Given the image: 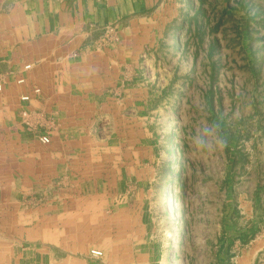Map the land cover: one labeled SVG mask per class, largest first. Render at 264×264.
Listing matches in <instances>:
<instances>
[{
  "label": "crops",
  "instance_id": "0c3cea01",
  "mask_svg": "<svg viewBox=\"0 0 264 264\" xmlns=\"http://www.w3.org/2000/svg\"><path fill=\"white\" fill-rule=\"evenodd\" d=\"M180 20L169 0H7L0 11V77L7 76L0 122L15 139L0 156V264L144 263L153 241L149 224L139 222L146 215L137 191L140 138L148 134L138 114L146 102L141 53L149 46L151 57L169 59L179 48L183 60ZM112 27L114 38L102 43ZM168 67L159 72H174ZM24 94L31 100L22 102ZM21 105L55 121L44 129L51 143L17 122ZM257 214L242 228L222 210L217 252L258 240ZM254 246L245 264H264L256 262L264 240ZM244 252L230 262L243 264Z\"/></svg>",
  "mask_w": 264,
  "mask_h": 264
},
{
  "label": "rangeland",
  "instance_id": "374dc122",
  "mask_svg": "<svg viewBox=\"0 0 264 264\" xmlns=\"http://www.w3.org/2000/svg\"><path fill=\"white\" fill-rule=\"evenodd\" d=\"M6 5L0 0V11ZM169 5L181 19L176 28H185L183 60L176 58L179 48L169 59L151 57L149 46L141 53L145 88L140 95L146 102L138 114L148 134L140 138L137 191L146 215L139 222L149 224L145 234L153 241L143 264H216L220 257L232 264V255L240 259L243 248L247 255L264 240V0H169ZM167 12L171 15L170 8ZM167 65L174 72H159ZM6 77H0L2 83ZM24 108L15 111L17 122L38 135L26 126ZM36 116L35 121L43 118V131L55 123L45 120L46 114ZM213 122L221 125L227 146L196 151L192 137ZM14 139L0 122V156ZM222 210L242 228L257 212L259 239L245 246L236 241L233 252H217ZM248 261V255L242 259ZM259 261L264 262V248Z\"/></svg>",
  "mask_w": 264,
  "mask_h": 264
},
{
  "label": "built area",
  "instance_id": "2783aa9c",
  "mask_svg": "<svg viewBox=\"0 0 264 264\" xmlns=\"http://www.w3.org/2000/svg\"><path fill=\"white\" fill-rule=\"evenodd\" d=\"M114 38V28H108L105 32V34L103 35V37L101 38V42L102 43H106L108 41H110V39L112 40ZM146 55V54H145ZM32 67V64H26L25 65V69H30ZM18 83H24L25 82V78L21 77L18 80ZM3 90V83L0 80V91ZM34 93L35 94H39L41 93V89L39 87H35L34 89ZM31 100V95L30 94H24L21 96V101L22 102H28ZM23 119L24 122L26 123V126L30 129L36 130L38 132V139L40 142L47 144L51 142V136L50 134H48V132L43 131L44 128V123L41 121H35L34 120V115H39L36 116L38 119H40V117H42V115H45V113H34L31 110L24 108L23 110ZM91 254L96 256V257H101L103 255V251L99 250V249H92L91 250Z\"/></svg>",
  "mask_w": 264,
  "mask_h": 264
},
{
  "label": "clouds",
  "instance_id": "9594fccd",
  "mask_svg": "<svg viewBox=\"0 0 264 264\" xmlns=\"http://www.w3.org/2000/svg\"><path fill=\"white\" fill-rule=\"evenodd\" d=\"M191 146L200 152H211L227 146L221 125L213 122L203 126L191 139Z\"/></svg>",
  "mask_w": 264,
  "mask_h": 264
},
{
  "label": "trees",
  "instance_id": "16d2710c",
  "mask_svg": "<svg viewBox=\"0 0 264 264\" xmlns=\"http://www.w3.org/2000/svg\"><path fill=\"white\" fill-rule=\"evenodd\" d=\"M239 154L241 153L239 150H238ZM236 160L238 159L239 160V157H237V155L235 156ZM232 165H233V160H232ZM227 180V179H226ZM246 238V236H244V239Z\"/></svg>",
  "mask_w": 264,
  "mask_h": 264
}]
</instances>
